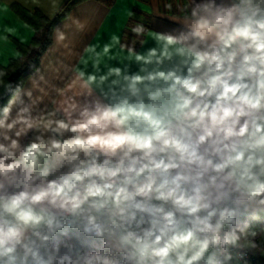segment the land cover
I'll list each match as a JSON object with an SVG mask.
<instances>
[{"label":"clouds","instance_id":"clouds-1","mask_svg":"<svg viewBox=\"0 0 264 264\" xmlns=\"http://www.w3.org/2000/svg\"><path fill=\"white\" fill-rule=\"evenodd\" d=\"M30 4L47 43L0 52V264L264 260V0H140L103 33L105 0Z\"/></svg>","mask_w":264,"mask_h":264},{"label":"crops","instance_id":"crops-1","mask_svg":"<svg viewBox=\"0 0 264 264\" xmlns=\"http://www.w3.org/2000/svg\"><path fill=\"white\" fill-rule=\"evenodd\" d=\"M163 2L164 0H145V3L153 9H162ZM139 3L140 0H113V3L108 6L111 9V15L109 20L106 21L104 27H102L101 32L103 33L109 29L115 30L116 24L122 20V5L132 7V4ZM15 7L29 12L39 11L38 9L34 11L32 10L30 0L28 6H25L22 3V0H0V36L5 34L8 36L6 42L0 40V52L4 53L5 55L13 49L18 50L19 45H25L22 43L23 39L31 35V28L16 14L14 11ZM132 10L137 15L141 13V9L139 7H134ZM92 14L93 10L89 7H81L79 12H77V15L82 17L92 16ZM58 23H60V20L56 24ZM152 27L158 31H172L175 26L167 22H158L153 24ZM5 29H7V33L4 31ZM2 58L3 57H0V59Z\"/></svg>","mask_w":264,"mask_h":264},{"label":"trees","instance_id":"trees-1","mask_svg":"<svg viewBox=\"0 0 264 264\" xmlns=\"http://www.w3.org/2000/svg\"><path fill=\"white\" fill-rule=\"evenodd\" d=\"M75 2V0H73V3ZM106 5L109 6L113 3V0H105ZM72 7V3L69 4V8ZM14 11L16 12V14L27 24L29 25V27L31 29H36L37 33L43 32V35H38L37 36V40H39L40 42L43 43H47V31L45 28V20L46 18L44 17V15L39 12V11H34V12H29L26 11L24 9L15 7ZM60 20V17H57L52 23H57ZM18 50L21 51L22 53H24L25 55H27L28 53V46L27 45H19L18 46ZM39 57V53L37 52H33L31 57H29V59L31 60H35L38 59ZM19 65H13V70L18 67ZM18 75L23 76L25 75L24 72H20L18 73ZM16 78V77H14ZM258 263L259 264H264V260H261L260 258H258Z\"/></svg>","mask_w":264,"mask_h":264},{"label":"built area","instance_id":"built-area-1","mask_svg":"<svg viewBox=\"0 0 264 264\" xmlns=\"http://www.w3.org/2000/svg\"><path fill=\"white\" fill-rule=\"evenodd\" d=\"M258 258L259 257H249V264H259Z\"/></svg>","mask_w":264,"mask_h":264}]
</instances>
